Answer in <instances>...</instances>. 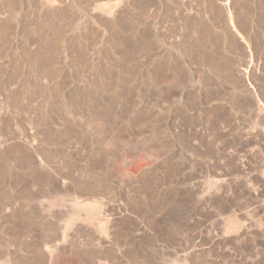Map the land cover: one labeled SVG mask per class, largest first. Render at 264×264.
<instances>
[{
    "label": "rangeland",
    "instance_id": "1",
    "mask_svg": "<svg viewBox=\"0 0 264 264\" xmlns=\"http://www.w3.org/2000/svg\"><path fill=\"white\" fill-rule=\"evenodd\" d=\"M0 30V264H264V0H0Z\"/></svg>",
    "mask_w": 264,
    "mask_h": 264
},
{
    "label": "bare ground",
    "instance_id": "2",
    "mask_svg": "<svg viewBox=\"0 0 264 264\" xmlns=\"http://www.w3.org/2000/svg\"><path fill=\"white\" fill-rule=\"evenodd\" d=\"M100 7H101V6H100ZM0 31H1V30H0ZM90 212H91V211H90ZM90 212H89V213H90ZM90 214H91V213H90ZM86 216H87V215H86ZM91 216H92V215H91ZM236 224H237V223H236ZM236 224H235V225H236ZM230 225H231V224H230Z\"/></svg>",
    "mask_w": 264,
    "mask_h": 264
}]
</instances>
